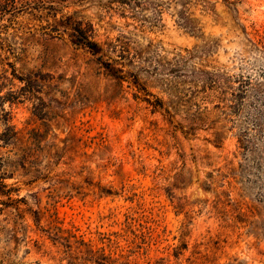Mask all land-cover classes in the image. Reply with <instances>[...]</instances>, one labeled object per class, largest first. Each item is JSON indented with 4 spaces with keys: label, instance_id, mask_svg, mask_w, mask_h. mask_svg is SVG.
Returning <instances> with one entry per match:
<instances>
[{
    "label": "rangeland",
    "instance_id": "obj_1",
    "mask_svg": "<svg viewBox=\"0 0 264 264\" xmlns=\"http://www.w3.org/2000/svg\"><path fill=\"white\" fill-rule=\"evenodd\" d=\"M28 1L0 14V264H264V0Z\"/></svg>",
    "mask_w": 264,
    "mask_h": 264
},
{
    "label": "trees",
    "instance_id": "obj_2",
    "mask_svg": "<svg viewBox=\"0 0 264 264\" xmlns=\"http://www.w3.org/2000/svg\"><path fill=\"white\" fill-rule=\"evenodd\" d=\"M20 5L21 9L24 10V8L27 9V7H30L31 5H33L32 2H29L28 0H0V14L1 13H6L8 10V7H13V9H17V6ZM74 31L77 34L76 37V44L77 45H82L85 46L91 50H93L94 52H99V50L101 49V46L93 40V38L91 36L88 35L87 31H85L83 28H81V26L76 25L74 26ZM106 66V68L109 70V72L114 73V76L116 75V73L118 72L115 68H113L111 63H105L104 64ZM116 78L120 81H123V78L121 76H117ZM21 83L25 84V86L23 87V89H26L27 91H30V87L29 85L34 83L33 79H24V78H17ZM13 96V95H11ZM10 101V100H9ZM10 103L13 104L12 101H10ZM152 107H154L155 109H161L163 108V104L157 100L156 102H152ZM9 123V120H7ZM10 132V133H15L14 132V127L8 126L6 129V133ZM8 134V133H7ZM10 137V136H9Z\"/></svg>",
    "mask_w": 264,
    "mask_h": 264
}]
</instances>
